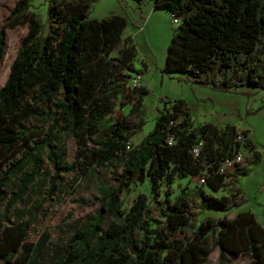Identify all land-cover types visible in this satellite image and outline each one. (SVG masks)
Masks as SVG:
<instances>
[{"label": "trees", "instance_id": "1", "mask_svg": "<svg viewBox=\"0 0 264 264\" xmlns=\"http://www.w3.org/2000/svg\"><path fill=\"white\" fill-rule=\"evenodd\" d=\"M151 1L153 9L178 19L163 74L217 90L264 91V0ZM88 7L87 0H48L43 32L30 0H15L0 25V61L6 30L26 27L0 86V262L203 264L216 248L218 264L239 255L248 264H264V228L241 208L246 198L235 186L259 159L248 131L210 122L194 126L185 102L173 99L131 144L145 123L148 89L129 85L140 70L133 67L131 39L122 38L125 18H87ZM124 105L127 111L113 117ZM240 146L247 152L243 160L219 171ZM89 170L110 177L100 197L107 224L98 214L88 216L42 261V239L29 240L42 203L69 192L76 178L63 181L62 175ZM185 177L196 178L194 192L182 187L170 199L175 179ZM144 179L155 222L142 192L123 207L122 194ZM221 190L226 193L212 194Z\"/></svg>", "mask_w": 264, "mask_h": 264}, {"label": "rangeland", "instance_id": "2", "mask_svg": "<svg viewBox=\"0 0 264 264\" xmlns=\"http://www.w3.org/2000/svg\"><path fill=\"white\" fill-rule=\"evenodd\" d=\"M87 1L89 2L87 18H102L110 14L121 15L126 20L122 38H126L124 36L126 33L132 35L131 44L135 51L133 64L137 70L142 71L148 92L142 99V117L145 123L141 130L131 137L130 143H137L152 128L154 120L151 118V111L156 106L161 107L165 100L180 98L187 101L194 126L210 121L221 126L225 123L235 125L238 128L237 131L247 130L248 137L260 153V160L248 165L247 174L238 178L236 186L246 198L241 208L250 209L256 221L264 228V107L257 109L260 103L258 94L248 91L254 88L241 87L237 89L239 92L215 90L209 86L187 83L178 79L177 74L171 76L163 74L161 67L164 64L166 47L178 27V22L173 23L168 12L153 9L151 0ZM14 2L15 0H0V25L5 21ZM47 7L48 0H30V9L38 15L43 32L46 31L48 23ZM25 32V26H17L5 32L4 53L0 61V86L6 79L9 65ZM127 108L128 105L116 106L112 116L125 113ZM68 149V159L72 160L74 145L71 140L68 141ZM240 153L243 157L247 154L244 148H241ZM62 178L63 181L76 179L68 188L67 194L65 193L62 197L55 195L50 201L42 203L41 209L44 211L29 233L31 241L42 239V245L38 251V258L42 261L47 260L76 223L95 214L100 215L103 225L108 222V218L100 208V197L104 187L110 181L106 172L96 173L89 170L81 175L74 171L62 175ZM196 184L199 183L195 177L177 178L172 184L173 191L168 197L172 199L182 187L193 193ZM163 189L164 185L160 189L161 195ZM139 192L147 196L155 222L156 212L152 210L153 205L150 203L147 179L135 181L130 185L129 191L122 194L124 209ZM224 193L226 191L221 190L212 194ZM232 212L233 210L229 214ZM206 213L217 214L218 212L209 210ZM200 214L201 210L198 211V215ZM248 262V257L239 255L236 258H227L223 264H248ZM203 264H218L216 248H212Z\"/></svg>", "mask_w": 264, "mask_h": 264}, {"label": "built area", "instance_id": "3", "mask_svg": "<svg viewBox=\"0 0 264 264\" xmlns=\"http://www.w3.org/2000/svg\"><path fill=\"white\" fill-rule=\"evenodd\" d=\"M170 17H171V21L173 23H177L178 22L177 17H175L174 15L171 14ZM140 79H141V75L140 74H137V73L136 74H134V73L131 74V76L129 78V85L130 86H138L140 84ZM235 138H236V140L240 141L241 135L238 133ZM171 142H172V136H168L166 138V143L167 144H171ZM200 144H201V142H198L197 145L192 148V152H193L194 155L197 154ZM126 148H128V146H126ZM241 148L242 147L240 146L239 150L233 155L232 158L225 159L222 162L221 166L219 167V171H223V170H225L227 168H230V167L233 166V164L235 162H240V161L243 160L244 157L240 153Z\"/></svg>", "mask_w": 264, "mask_h": 264}, {"label": "crops", "instance_id": "4", "mask_svg": "<svg viewBox=\"0 0 264 264\" xmlns=\"http://www.w3.org/2000/svg\"><path fill=\"white\" fill-rule=\"evenodd\" d=\"M126 38H130L131 39V37H132V35L130 34H128V33H126L125 35H124ZM144 66V65H143ZM133 67L135 68V69H137V67L133 64ZM140 75H141V81H140V84L141 85H144L145 87H146V82L144 81V79H143V77H142V71L140 70ZM188 83V82H187ZM195 85V84H194ZM147 88V87H146ZM215 90H217V89H215ZM223 91V90H222ZM227 91H229V92H239V90H237V89H231V90H227ZM248 91H251V92H249V93H252V94H258V97H259V99H260V103H259V105L257 106V109L259 110V109H262L263 107H264V91L263 90H259V89H254V90H248ZM181 99V98H180ZM184 102H185V104H186V106L188 107V103H187V101L185 100V99H182ZM163 108V105L161 106V107H158V106H156L152 111H151V118L154 120V118H155V116L157 115V113H158V111H160L161 109ZM188 109H189V107H188ZM204 122H210V121H204ZM210 123H212V122H210ZM212 124H215V125H217V126H221V125H218L217 123H212ZM225 124H228V123H225ZM224 124V125H225ZM235 126V125H234ZM235 128L236 129H238L236 126H235ZM131 139V138H130ZM253 145H254V143H253ZM254 150H256L257 152H258V154H259V159L257 160V161H259L260 160V153H259V151H258V149L256 148V146L254 145ZM257 161H254V162H257ZM248 168V167H247ZM247 172H248V169H247ZM247 172H246V174H247ZM246 174H244V175H246ZM244 175H242V176H244ZM240 176H238L237 177V180H236V183H235V186H236V184H237V181H238V178H239ZM237 187V186H236ZM238 188V187H237ZM239 189V188H238ZM240 190V189H239ZM241 192V191H240ZM242 193V192H241ZM243 209H247V208H243ZM248 210H250V209H248ZM251 211V210H250Z\"/></svg>", "mask_w": 264, "mask_h": 264}]
</instances>
